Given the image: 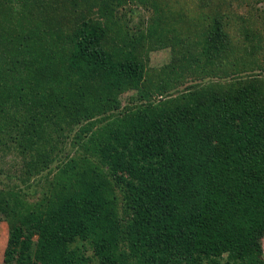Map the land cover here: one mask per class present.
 I'll use <instances>...</instances> for the list:
<instances>
[{
	"label": "trees",
	"instance_id": "obj_1",
	"mask_svg": "<svg viewBox=\"0 0 264 264\" xmlns=\"http://www.w3.org/2000/svg\"><path fill=\"white\" fill-rule=\"evenodd\" d=\"M10 1L0 0L5 262L264 264V21L189 16L169 0ZM163 49L171 62L150 68Z\"/></svg>",
	"mask_w": 264,
	"mask_h": 264
},
{
	"label": "rangeland",
	"instance_id": "obj_2",
	"mask_svg": "<svg viewBox=\"0 0 264 264\" xmlns=\"http://www.w3.org/2000/svg\"><path fill=\"white\" fill-rule=\"evenodd\" d=\"M112 1V0H110ZM205 0H169L170 3H179L181 4V6L184 8V13L186 15L189 14H195L197 11H204L207 14L209 13L210 15L215 13H223L225 11H233L237 16H242V17H247L249 18L252 22H258L261 21L263 23L264 21V15L262 14L264 12V0H224L223 2L220 3H216L213 2L212 0H206L208 4H206L205 6L203 5ZM7 2V1H6ZM11 3L14 4L13 0L10 1ZM35 2V1H34ZM87 4L89 5V8H97L99 6H101L103 3L109 2V0H86ZM231 5V6H229ZM226 6L230 7V10H226ZM141 14H139V16H135L134 18L137 20L139 19L141 16H144L145 12L140 9ZM262 14V15H261ZM2 15V13H0V16ZM3 17H0V20H3ZM15 22L17 23V19H14ZM49 20H51V18H49ZM260 22V23H261ZM261 23V24H262ZM243 24V21H241V19L239 20H235L231 26L230 31L234 34V35H238L241 26ZM171 62V50L170 49H163V50H159V51H153L150 54V58H149V62L148 65L150 68H156L159 69L163 66H165L166 64H169ZM191 83V82H190ZM190 83L185 84V86H181L179 89H185L186 87H189ZM136 92H128L126 93V95L123 96L122 100L125 103L128 99L129 96L135 94ZM74 136V134L71 135V138L67 139V151L73 153L74 152V146L72 145V137ZM66 151V153H68ZM0 167L4 168V164L0 161ZM6 168H4V173L0 174V182L5 183L6 180ZM17 182V181H15ZM13 183V182H12ZM29 183L31 184V186L28 189V193H29V199L31 202H34L35 200H37L38 198L41 197V193L38 189H36V186L32 187V184L34 183L33 180L29 181ZM19 188H25L27 189L28 185L26 184H22L19 182ZM1 183H0V187H1ZM37 190L38 192L36 193V195H33V192ZM40 193V194H39ZM8 240H9V227L8 224L6 222H1L0 223V264H7L5 262V253H6V249H7V244H8ZM258 243H259V249H261V258L264 259V235L263 236H259L258 239ZM257 250V255L259 256L258 251ZM260 258V259H261ZM15 264V263H14Z\"/></svg>",
	"mask_w": 264,
	"mask_h": 264
}]
</instances>
